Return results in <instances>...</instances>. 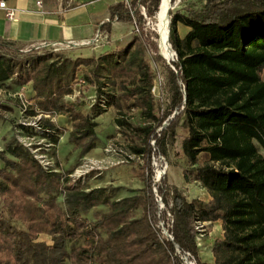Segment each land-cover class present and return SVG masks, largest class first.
I'll return each mask as SVG.
<instances>
[{
	"label": "trees",
	"instance_id": "trees-1",
	"mask_svg": "<svg viewBox=\"0 0 264 264\" xmlns=\"http://www.w3.org/2000/svg\"><path fill=\"white\" fill-rule=\"evenodd\" d=\"M160 2L130 0L127 7L119 1L109 8L101 31L108 35L115 18L141 28L138 7L154 19ZM168 17L176 61L168 72L172 96L162 119L177 114L160 145L177 128L184 132L183 180L198 183L208 199L190 201L175 193L172 241L161 239L150 186L141 195L114 201L104 188L86 192L67 186L60 206V174L46 172L22 146L9 145L0 152V200L8 213V218L0 215V264H183L175 245L204 264L196 220L220 226L210 244L213 264H264V156L259 152H264V0H203L169 11ZM179 24L187 29L183 37ZM130 33L96 58L75 59L50 51L24 53L0 39V88L30 84L39 109L67 113L74 128L70 142L80 153L98 145L94 118L110 107L120 114L122 101L149 123L137 130L146 138L162 119L155 116L153 71L138 35ZM79 72L95 86L99 102L89 113L63 100ZM146 182L151 184L149 178ZM100 205L107 211L88 218ZM139 207L143 212L136 217ZM41 237L50 243L38 241Z\"/></svg>",
	"mask_w": 264,
	"mask_h": 264
},
{
	"label": "rangeland",
	"instance_id": "rangeland-1",
	"mask_svg": "<svg viewBox=\"0 0 264 264\" xmlns=\"http://www.w3.org/2000/svg\"><path fill=\"white\" fill-rule=\"evenodd\" d=\"M202 1L174 0V4L169 7V11H182L188 4L199 6ZM103 3H108V0H104ZM138 11L144 18V24L141 28L138 27V37L154 74L151 94L155 102V116L161 120L163 115L169 111L172 92L168 72L169 70L174 71L170 64L176 61V56L172 52L170 45V56L164 59L161 55L158 13L154 19H151L147 17L143 6H139ZM168 21L169 17L167 20V40ZM177 28L179 35L183 37L187 29L180 24L177 25ZM131 30L130 26L127 27L126 24L120 22L112 30L109 39L102 36L100 42L103 47L100 49L95 47L99 43L76 48L64 45L36 49L34 47L25 48L16 44L14 47L24 53L50 51L71 59L78 57L96 58L99 53L114 48L116 42L131 37ZM127 32V36L123 38ZM178 85L180 86V84ZM69 89L71 93L64 96V102L77 104L81 107L80 110L83 113H89L92 106L99 104L95 86L87 84L82 77V72L76 75ZM32 97L33 92L30 84L19 89L3 90L0 88V152H4L9 145L22 146L46 172L60 174L61 191L56 196L60 206H63V195L67 186L80 188L86 192L96 188H104L105 195L111 201L141 195L142 190L150 186L153 200H156L155 194L162 198L163 208L160 211H158L156 201H154L157 213L155 226L165 237L159 223H163V227L167 232L171 228L173 223L171 208L175 193H181L190 201L208 199L207 192L198 183H185L183 180L182 172L186 168V163L181 149V142L184 132L177 128L176 134L174 136H166L164 142L160 145L162 134L167 130L172 119L177 114L176 111L162 119L159 124L153 125V132L144 138L137 130L149 125V123H146L140 117V113L136 108L128 106L125 101H122L120 114L114 107H110L106 109V112L94 118L93 122L96 124L95 132L99 140L98 145L92 150L80 153L79 149H75L70 142L74 128L68 114L43 111L35 105ZM100 103V106L104 108L102 100ZM30 111L32 113H29ZM116 119L123 120L126 124L120 126L116 123ZM48 123L52 127L45 126ZM52 138L55 141H52ZM151 142L154 143V146L151 145ZM133 149H142L144 152L135 153ZM259 152L264 156V152L261 149H259ZM159 154L164 157L167 169L160 180V184L155 187L154 191L152 185H149L146 179L149 178L151 181L153 171L159 167ZM0 166H2L1 162ZM98 211L106 212L107 207L100 205L90 211L87 217L92 219V214ZM142 212V207H139L135 216L139 217ZM0 215L8 218V213L3 207L1 200ZM14 225L18 228H23L18 222H15ZM162 234L161 239H166L162 237ZM219 235V224L207 223L203 238L197 241L204 264H213L210 244L212 239ZM38 241L50 243V239L44 237H41ZM175 252L176 255H180L184 264L183 256L186 252H180L179 248L177 250L175 248ZM189 259L194 264H198L191 254H189Z\"/></svg>",
	"mask_w": 264,
	"mask_h": 264
},
{
	"label": "crops",
	"instance_id": "crops-1",
	"mask_svg": "<svg viewBox=\"0 0 264 264\" xmlns=\"http://www.w3.org/2000/svg\"><path fill=\"white\" fill-rule=\"evenodd\" d=\"M5 1L7 6L17 11L15 21L10 22L0 10V39L25 48L40 44L93 41L98 32L109 39L112 30L120 23L113 20L108 35L101 31V27L109 22V8L122 0H108V3H103L104 0ZM100 40L94 43H99L95 46L97 49L103 47Z\"/></svg>",
	"mask_w": 264,
	"mask_h": 264
},
{
	"label": "built area",
	"instance_id": "built-area-1",
	"mask_svg": "<svg viewBox=\"0 0 264 264\" xmlns=\"http://www.w3.org/2000/svg\"><path fill=\"white\" fill-rule=\"evenodd\" d=\"M124 3L126 4L127 7H129V1L130 0H123ZM37 5H40L39 2H37ZM0 10L4 12V17L7 21L13 22L15 21V14H16V9L7 6V3L5 0H0ZM116 21V18L114 19ZM132 29L133 32L138 35L139 34V28L137 27V25L135 24V22H133L132 25ZM102 34L101 33H97L95 40L93 41H83V42H78V43H67V44H62V43H53V44H40L38 46H33L36 49H40V48H46V47H58V46H68V47H72V48H76V47H82V46H89V45H94L95 42H97L98 40L102 39ZM153 91V90H152ZM151 145L154 146V143L151 142ZM158 159V157H157ZM159 167L157 169H155V171H153V176L151 178V185L153 187V190L155 191V187L160 184V180L162 179V177L165 174V171L167 169V163L164 160V157L162 155L159 154ZM156 193V192H155ZM156 197V204L158 207V211H160L163 207V203H162V198L160 196H158L157 194H155ZM168 216H170V214H168ZM159 225L162 227V230L164 231V235L163 236L162 232V237L166 238L167 240L172 241V237L170 236V234L165 231V228L163 227V223H159ZM206 226L207 223L200 221V220H196L194 223V230L196 232V239L197 241H199L200 239L203 238L204 233L206 231ZM176 250L178 249V246L175 245ZM183 261L184 264H194L190 259H189V253H185L183 256Z\"/></svg>",
	"mask_w": 264,
	"mask_h": 264
},
{
	"label": "bare ground",
	"instance_id": "bare-ground-1",
	"mask_svg": "<svg viewBox=\"0 0 264 264\" xmlns=\"http://www.w3.org/2000/svg\"><path fill=\"white\" fill-rule=\"evenodd\" d=\"M170 7V0H161L159 12H158V29L160 34V48L161 55L165 58L170 56V47L167 40V20L168 11ZM172 49V48H171ZM169 60V59H168Z\"/></svg>",
	"mask_w": 264,
	"mask_h": 264
},
{
	"label": "water",
	"instance_id": "water-1",
	"mask_svg": "<svg viewBox=\"0 0 264 264\" xmlns=\"http://www.w3.org/2000/svg\"><path fill=\"white\" fill-rule=\"evenodd\" d=\"M172 48V47H171ZM174 52V51H173ZM174 55H175V52H174Z\"/></svg>",
	"mask_w": 264,
	"mask_h": 264
}]
</instances>
